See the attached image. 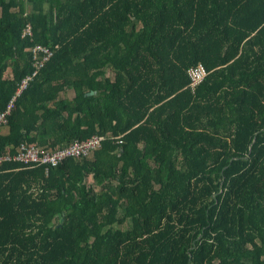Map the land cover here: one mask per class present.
<instances>
[{"label": "trees", "instance_id": "1", "mask_svg": "<svg viewBox=\"0 0 264 264\" xmlns=\"http://www.w3.org/2000/svg\"><path fill=\"white\" fill-rule=\"evenodd\" d=\"M37 44L0 155L103 139L1 163L0 264H264V0H0L1 109Z\"/></svg>", "mask_w": 264, "mask_h": 264}, {"label": "built area", "instance_id": "2", "mask_svg": "<svg viewBox=\"0 0 264 264\" xmlns=\"http://www.w3.org/2000/svg\"><path fill=\"white\" fill-rule=\"evenodd\" d=\"M30 26L27 25L25 31L29 32ZM33 52V66L34 70L25 75L19 82L15 94L7 102L4 108H0V126H3L7 123V116L10 113L11 108L14 106V100L16 96L26 87L28 82L36 74L37 69L42 65V63L48 59L52 51L43 45L37 44L32 48ZM207 74L205 68L199 64L188 69L189 77V88L191 90L203 79ZM103 139V136L100 135H91L90 137L78 141L74 140L70 144H67L61 148L56 149H46L42 146L36 144L22 142L17 147L16 152L13 155L4 154L0 155V165L3 161L13 160L19 162L26 166H36L39 164L54 166L61 162L64 158L74 156L82 157L88 155L91 150L99 146L100 141Z\"/></svg>", "mask_w": 264, "mask_h": 264}, {"label": "crops", "instance_id": "3", "mask_svg": "<svg viewBox=\"0 0 264 264\" xmlns=\"http://www.w3.org/2000/svg\"><path fill=\"white\" fill-rule=\"evenodd\" d=\"M2 130H3V131L5 130L4 126H3ZM87 182H92V178H91V176H90V175H89V176H87Z\"/></svg>", "mask_w": 264, "mask_h": 264}, {"label": "water", "instance_id": "4", "mask_svg": "<svg viewBox=\"0 0 264 264\" xmlns=\"http://www.w3.org/2000/svg\"><path fill=\"white\" fill-rule=\"evenodd\" d=\"M91 93V92H90Z\"/></svg>", "mask_w": 264, "mask_h": 264}]
</instances>
